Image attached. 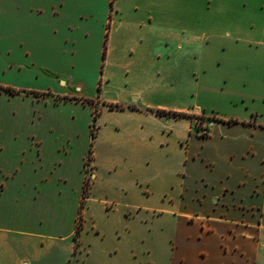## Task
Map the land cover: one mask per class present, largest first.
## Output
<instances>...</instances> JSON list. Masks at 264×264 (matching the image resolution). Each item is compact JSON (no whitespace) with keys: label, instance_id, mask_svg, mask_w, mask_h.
Masks as SVG:
<instances>
[{"label":"crops","instance_id":"crops-1","mask_svg":"<svg viewBox=\"0 0 264 264\" xmlns=\"http://www.w3.org/2000/svg\"><path fill=\"white\" fill-rule=\"evenodd\" d=\"M181 10L0 0V264L89 263L85 205L101 196L118 257L139 245L152 264H264V6ZM103 69L113 99L86 92Z\"/></svg>","mask_w":264,"mask_h":264},{"label":"rangeland","instance_id":"rangeland-1","mask_svg":"<svg viewBox=\"0 0 264 264\" xmlns=\"http://www.w3.org/2000/svg\"><path fill=\"white\" fill-rule=\"evenodd\" d=\"M190 2L191 0H178V4L182 6V10L178 13L180 19H189L190 15L189 12L186 11V8L190 5ZM103 71L104 69L101 70L102 75L100 77L98 87H96L95 90L88 87L86 92L90 96L97 95L102 97V95L105 94L103 95L105 98L113 99L120 93V90L117 87L115 78L110 85L107 83V79L104 76ZM179 105L180 102H178V106ZM94 106H96V109L99 110V113H101L100 107L98 105ZM99 119L100 120L96 123L97 127H101L105 121L102 117ZM199 123L206 126V121L202 122L199 120ZM87 170L88 174H90L89 166L87 167ZM100 198L104 201L100 202V200H98L95 203L89 202L85 205V208L89 206L90 213L93 217L91 224H97L98 228H94L90 224L88 227L83 229V233L81 234L83 240L81 252L83 255H78L79 261L82 263L85 259L86 253L88 252L91 256V261L87 264H152L146 256L144 246L137 245V247H133L131 245H127L123 257H118V255L123 251L119 249L118 253L115 247L117 230L113 225H111L113 216L111 207H114L115 203L107 196H101ZM105 230L109 231L106 239H104L99 233L100 231L104 232Z\"/></svg>","mask_w":264,"mask_h":264},{"label":"built area","instance_id":"built-area-1","mask_svg":"<svg viewBox=\"0 0 264 264\" xmlns=\"http://www.w3.org/2000/svg\"><path fill=\"white\" fill-rule=\"evenodd\" d=\"M196 126L200 129V131L203 132V134L207 133V127L203 126V124L199 123V120H196ZM88 171V170H87ZM91 182H92V175L91 173L88 174L86 177V181L84 183V189H83V203L87 201L89 198L90 190H91ZM82 222V217L78 219V225Z\"/></svg>","mask_w":264,"mask_h":264},{"label":"trees","instance_id":"trees-1","mask_svg":"<svg viewBox=\"0 0 264 264\" xmlns=\"http://www.w3.org/2000/svg\"><path fill=\"white\" fill-rule=\"evenodd\" d=\"M104 58H105V55H104ZM158 114H161V115H168V114H173V115H176L178 117H184V118H193L192 116H188L187 114H184V113H171V112H166V111H157ZM97 115L98 113L96 112L95 114V121L97 120ZM92 136H93V139H95L96 137V133H95V125L93 126V131H92ZM91 157H92V150H91V154H90V157L89 159L91 160ZM84 207V203H82V208ZM82 223V222H81ZM79 224L78 225V230H77V234H76V237L79 235L80 233V229H81V225L82 224Z\"/></svg>","mask_w":264,"mask_h":264},{"label":"snow or ice","instance_id":"snow-or-ice-1","mask_svg":"<svg viewBox=\"0 0 264 264\" xmlns=\"http://www.w3.org/2000/svg\"><path fill=\"white\" fill-rule=\"evenodd\" d=\"M84 2H93V0H84ZM233 3L239 4L242 7H246L249 4L260 3L264 6V0H232Z\"/></svg>","mask_w":264,"mask_h":264}]
</instances>
